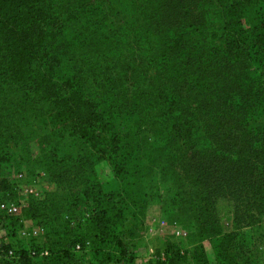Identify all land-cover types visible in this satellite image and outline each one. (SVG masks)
Segmentation results:
<instances>
[{
  "label": "trees",
  "instance_id": "16d2710c",
  "mask_svg": "<svg viewBox=\"0 0 264 264\" xmlns=\"http://www.w3.org/2000/svg\"><path fill=\"white\" fill-rule=\"evenodd\" d=\"M251 2L0 0V200L12 198V169L33 159L35 142L36 163L62 191L32 200L25 216L47 227L52 208L65 229L84 220L98 229L97 239L50 233L56 248L0 242L5 264L93 263L122 239L113 227L128 222L133 236L151 199L194 227L201 248L214 239L225 258L252 245L264 228V17L253 34L237 25ZM71 31L82 46L70 52ZM114 44L139 56L113 63L96 83L102 69H85L73 54ZM102 159L119 178L117 192L97 178ZM84 205L93 213L76 221ZM166 253L157 251L158 264L188 259Z\"/></svg>",
  "mask_w": 264,
  "mask_h": 264
},
{
  "label": "rangeland",
  "instance_id": "374dc122",
  "mask_svg": "<svg viewBox=\"0 0 264 264\" xmlns=\"http://www.w3.org/2000/svg\"><path fill=\"white\" fill-rule=\"evenodd\" d=\"M218 10L222 12V7H219ZM262 17H264V0H254V2L247 4V8L239 21L240 23L237 25H239L240 29L253 34L256 32ZM77 34V32L72 33L71 31L68 37L69 40L74 43L73 40L77 37L74 36ZM97 35L99 38L101 34ZM74 44L70 45V52L75 46H82L78 41L77 44ZM114 46L113 50H108L104 47L101 51L92 50L94 46H89L87 49L82 47L81 54L75 52L73 56L80 59L78 60L80 65L85 64V69L88 64H93L95 69H102L101 74L94 78L97 83L104 76L107 67H110L113 63H119L121 58L128 60L125 62H129L130 59L134 60L136 55L137 57L139 56L138 51L126 52L124 48V50H121V46L117 44H114ZM262 55L264 60V51ZM146 130L144 127L138 130V135L141 139L148 135ZM31 146L33 159L24 156L25 158L19 159L16 167L12 169V179L15 181L12 198L4 197L0 200V242L10 243L16 247L23 244L31 245L32 242L39 246H43L45 243L47 245L48 243L56 248L55 244L57 243L53 242V239L48 240L50 233H53V238H63V241L72 239L77 235L88 237V239H97L98 229H93V225L86 222V220L82 221L80 229L73 228V230L65 229L62 219L56 218V221H52L51 215L54 212L52 208L47 211V216L49 217H43L44 222L48 225L47 227L45 226V231L40 235L31 237H26L22 233L25 227L35 228L36 226H43L42 224H36L34 219L25 216L24 211L30 202L34 199L44 201L51 192L59 193L62 191L61 186L49 178L46 167L36 163L38 145L33 142ZM94 167L97 178L106 191L117 192L120 189L119 178L115 175L112 165L106 159L97 161ZM151 200L141 221L136 226L133 236L130 235V224L128 222H122L120 226L113 227L115 231L111 228L115 232L114 234H119L122 239L117 241L118 244L109 245L108 249L99 256L100 258L97 261L84 264H158L159 254H157V251H161L162 259H164L166 252L170 249H180L183 253L186 252L188 259L180 264H264V228L256 230L253 234L255 238L252 245L246 249L231 247L227 250L225 258H223L219 248L215 249L216 243L214 239L203 240L201 248L194 233V227L178 220L171 221L169 214L163 212L161 202L156 199ZM11 203L15 204L14 209L11 207ZM109 204L111 205V202ZM79 213L80 215L76 213V221L88 218L93 213V210L91 207L84 205ZM4 216L19 217V221L9 226L7 225L8 219L4 218ZM221 223L225 232L234 230L233 215L231 213L223 212ZM76 224L79 225L78 222ZM72 226H75V223H72ZM248 231H251V229L249 228ZM201 251L205 255L203 259L200 257L202 255ZM7 259L6 255L0 256V264H5L4 262Z\"/></svg>",
  "mask_w": 264,
  "mask_h": 264
},
{
  "label": "built area",
  "instance_id": "2783aa9c",
  "mask_svg": "<svg viewBox=\"0 0 264 264\" xmlns=\"http://www.w3.org/2000/svg\"><path fill=\"white\" fill-rule=\"evenodd\" d=\"M15 204L14 203H11V207L14 209L15 207ZM43 231H45V227L43 226H36L35 228H28V227H25V229L23 230V234L26 236V237H31V236H37V235H40ZM76 250L78 252H84L85 249L83 248V246L81 244H78L76 246ZM32 253H35V251H31ZM14 254V251L13 250H10V255H13ZM48 254V251L47 250H44L41 252V255H47Z\"/></svg>",
  "mask_w": 264,
  "mask_h": 264
}]
</instances>
